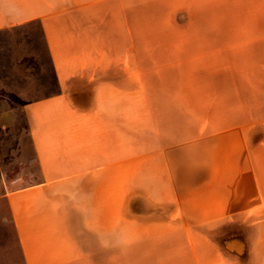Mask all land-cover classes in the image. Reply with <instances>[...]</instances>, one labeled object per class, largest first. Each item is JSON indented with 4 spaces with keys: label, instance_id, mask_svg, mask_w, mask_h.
<instances>
[{
    "label": "rangeland",
    "instance_id": "obj_1",
    "mask_svg": "<svg viewBox=\"0 0 264 264\" xmlns=\"http://www.w3.org/2000/svg\"><path fill=\"white\" fill-rule=\"evenodd\" d=\"M222 1L232 0L107 6L122 24L117 41L128 86L132 178L115 181L119 201L127 192L140 210L162 204L167 217L246 242L240 253L202 256L205 264L264 260V79L252 47L230 45L242 14L219 12ZM55 91L39 28L0 31V110ZM19 130L0 127L4 164L28 147L18 142ZM0 264H23L1 197Z\"/></svg>",
    "mask_w": 264,
    "mask_h": 264
},
{
    "label": "crops",
    "instance_id": "obj_2",
    "mask_svg": "<svg viewBox=\"0 0 264 264\" xmlns=\"http://www.w3.org/2000/svg\"><path fill=\"white\" fill-rule=\"evenodd\" d=\"M122 1L0 0V31L39 28L57 88L0 110V127L19 130L22 122L18 142L29 143L8 164L0 160V197L23 264H205L202 256L246 245L241 235L167 217L162 204L140 210L127 192L119 201L115 181L132 178L128 86L122 24L107 6ZM220 4L219 12L242 14L230 45L252 47L264 79V0Z\"/></svg>",
    "mask_w": 264,
    "mask_h": 264
},
{
    "label": "trees",
    "instance_id": "obj_3",
    "mask_svg": "<svg viewBox=\"0 0 264 264\" xmlns=\"http://www.w3.org/2000/svg\"><path fill=\"white\" fill-rule=\"evenodd\" d=\"M49 58H50V56H49ZM51 62V61H50ZM56 80V79H55Z\"/></svg>",
    "mask_w": 264,
    "mask_h": 264
}]
</instances>
